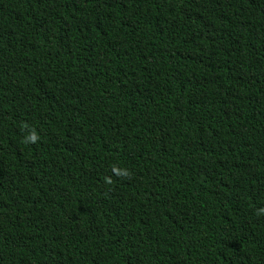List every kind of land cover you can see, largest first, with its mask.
I'll return each instance as SVG.
<instances>
[{
  "label": "trees",
  "instance_id": "1",
  "mask_svg": "<svg viewBox=\"0 0 264 264\" xmlns=\"http://www.w3.org/2000/svg\"><path fill=\"white\" fill-rule=\"evenodd\" d=\"M0 264H264V0H0Z\"/></svg>",
  "mask_w": 264,
  "mask_h": 264
},
{
  "label": "clouds",
  "instance_id": "2",
  "mask_svg": "<svg viewBox=\"0 0 264 264\" xmlns=\"http://www.w3.org/2000/svg\"><path fill=\"white\" fill-rule=\"evenodd\" d=\"M39 140V136L35 131H32L27 137H25L26 143H36ZM124 175H128L127 170H123Z\"/></svg>",
  "mask_w": 264,
  "mask_h": 264
}]
</instances>
